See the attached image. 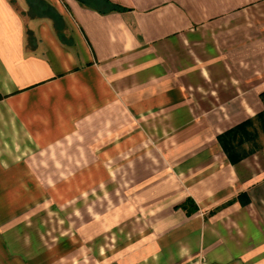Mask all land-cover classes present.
Returning <instances> with one entry per match:
<instances>
[{
  "label": "crops",
  "instance_id": "0c3cea01",
  "mask_svg": "<svg viewBox=\"0 0 264 264\" xmlns=\"http://www.w3.org/2000/svg\"><path fill=\"white\" fill-rule=\"evenodd\" d=\"M264 0H0V264H264Z\"/></svg>",
  "mask_w": 264,
  "mask_h": 264
},
{
  "label": "trees",
  "instance_id": "16d2710c",
  "mask_svg": "<svg viewBox=\"0 0 264 264\" xmlns=\"http://www.w3.org/2000/svg\"><path fill=\"white\" fill-rule=\"evenodd\" d=\"M264 96V95H263Z\"/></svg>",
  "mask_w": 264,
  "mask_h": 264
}]
</instances>
